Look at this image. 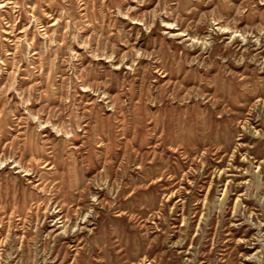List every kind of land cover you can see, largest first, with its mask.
Here are the masks:
<instances>
[{
	"label": "rangeland",
	"instance_id": "obj_1",
	"mask_svg": "<svg viewBox=\"0 0 264 264\" xmlns=\"http://www.w3.org/2000/svg\"><path fill=\"white\" fill-rule=\"evenodd\" d=\"M0 264H264V0H0Z\"/></svg>",
	"mask_w": 264,
	"mask_h": 264
}]
</instances>
